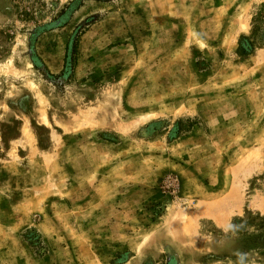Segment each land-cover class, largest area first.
Masks as SVG:
<instances>
[{"label": "rangeland", "instance_id": "rangeland-1", "mask_svg": "<svg viewBox=\"0 0 264 264\" xmlns=\"http://www.w3.org/2000/svg\"><path fill=\"white\" fill-rule=\"evenodd\" d=\"M0 264H264V0H0Z\"/></svg>", "mask_w": 264, "mask_h": 264}, {"label": "trees", "instance_id": "trees-1", "mask_svg": "<svg viewBox=\"0 0 264 264\" xmlns=\"http://www.w3.org/2000/svg\"><path fill=\"white\" fill-rule=\"evenodd\" d=\"M71 48H72V43H71V45H70L69 49H71ZM71 51H72V49H71Z\"/></svg>", "mask_w": 264, "mask_h": 264}]
</instances>
